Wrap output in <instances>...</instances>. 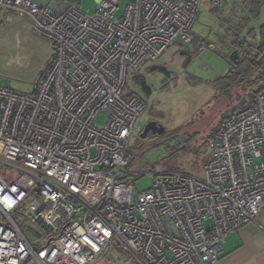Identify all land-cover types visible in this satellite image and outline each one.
<instances>
[{"label":"built area","instance_id":"2783aa9c","mask_svg":"<svg viewBox=\"0 0 264 264\" xmlns=\"http://www.w3.org/2000/svg\"><path fill=\"white\" fill-rule=\"evenodd\" d=\"M198 2L130 0L116 16L114 0L91 15L68 0H0L52 52L31 94L0 86V264H95L115 248L138 264H215L229 233L256 224L264 88L208 138L201 178L169 170L140 192L128 180L144 175L129 169L128 149L146 109L123 95L130 71L177 38L191 42ZM20 218L37 225L43 245L24 236Z\"/></svg>","mask_w":264,"mask_h":264},{"label":"rangeland","instance_id":"374dc122","mask_svg":"<svg viewBox=\"0 0 264 264\" xmlns=\"http://www.w3.org/2000/svg\"><path fill=\"white\" fill-rule=\"evenodd\" d=\"M33 1L43 5L49 0ZM68 1L89 15L94 13L99 2ZM114 1L117 7L115 15L121 16L130 0ZM234 1L239 0L223 1L220 18L228 15ZM212 8L210 0H199L197 18L190 33L192 38L213 45L212 49L199 50L197 43H185L177 38L159 60L130 71L123 95L134 94L145 102L146 109L138 119L142 123L141 129L149 121H155L164 128L162 135H149L143 139L137 136L130 140L128 153L132 160L129 169L137 160L144 162V175L128 177L135 192L146 190L155 180V175L169 170L182 169L197 178L203 176V166L210 158L207 140L217 130V121L222 119L226 110V101L214 100L217 92L213 84L230 68L227 49L222 48L217 40L218 35L224 34V27L211 13ZM2 18L0 10V86L31 94L39 76L51 62V47L15 14L9 13ZM140 80L149 93L143 90ZM105 119V115L97 116L94 126L102 128ZM18 224L33 245L44 244V234L36 224H29L22 218ZM95 264L138 263L115 248L105 251Z\"/></svg>","mask_w":264,"mask_h":264},{"label":"trees","instance_id":"16d2710c","mask_svg":"<svg viewBox=\"0 0 264 264\" xmlns=\"http://www.w3.org/2000/svg\"><path fill=\"white\" fill-rule=\"evenodd\" d=\"M221 7L223 2L218 7L213 6L211 10V13L220 19L219 24L225 31L223 35H218V44L227 49L228 55L235 51L240 60L238 65H231L227 73L213 84L217 92L214 100L226 101L225 110L239 102L258 85L262 84L264 87V0L234 1L230 5L228 15L222 18ZM2 12L3 16L7 13ZM194 42L198 48L205 43L198 38H192L191 43L195 44ZM139 84L149 93L142 80ZM230 115L232 114L218 120V126Z\"/></svg>","mask_w":264,"mask_h":264},{"label":"crops","instance_id":"0c3cea01","mask_svg":"<svg viewBox=\"0 0 264 264\" xmlns=\"http://www.w3.org/2000/svg\"><path fill=\"white\" fill-rule=\"evenodd\" d=\"M215 264H264V208L256 224H247L225 237Z\"/></svg>","mask_w":264,"mask_h":264},{"label":"water","instance_id":"95a60500","mask_svg":"<svg viewBox=\"0 0 264 264\" xmlns=\"http://www.w3.org/2000/svg\"><path fill=\"white\" fill-rule=\"evenodd\" d=\"M228 62L234 66L239 64L240 62L239 56L235 51L231 52L228 55ZM263 88H264L263 85L260 84L252 91L246 93L245 97L241 98L239 102L231 106L229 109H226L222 113L221 117L223 118L227 116L229 113H233L239 108L245 106L247 102L250 101L254 97V95L260 92ZM148 133H150L151 135H162L164 133V128L161 125H157L155 121H149L143 126L142 131L140 133V138L141 139L146 138ZM143 166H144V162L141 160H137L134 167L131 170L134 171L137 168H141L142 170Z\"/></svg>","mask_w":264,"mask_h":264},{"label":"flooded vegetation","instance_id":"af4514ba","mask_svg":"<svg viewBox=\"0 0 264 264\" xmlns=\"http://www.w3.org/2000/svg\"><path fill=\"white\" fill-rule=\"evenodd\" d=\"M145 124H146V123H145ZM145 124H144V125H145ZM157 125H158V123H157ZM149 135H151V134H150V133H148V134H147V136H149Z\"/></svg>","mask_w":264,"mask_h":264}]
</instances>
